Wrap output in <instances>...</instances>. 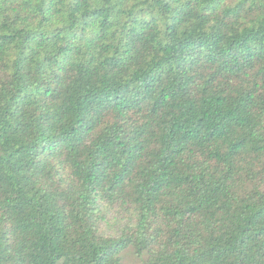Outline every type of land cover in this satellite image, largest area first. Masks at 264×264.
<instances>
[{"label": "trees", "instance_id": "16d2710c", "mask_svg": "<svg viewBox=\"0 0 264 264\" xmlns=\"http://www.w3.org/2000/svg\"><path fill=\"white\" fill-rule=\"evenodd\" d=\"M264 264V0H0V264Z\"/></svg>", "mask_w": 264, "mask_h": 264}, {"label": "rangeland", "instance_id": "374dc122", "mask_svg": "<svg viewBox=\"0 0 264 264\" xmlns=\"http://www.w3.org/2000/svg\"><path fill=\"white\" fill-rule=\"evenodd\" d=\"M122 264H141V261L146 258L147 252H144L141 257H137L131 246L122 251Z\"/></svg>", "mask_w": 264, "mask_h": 264}]
</instances>
